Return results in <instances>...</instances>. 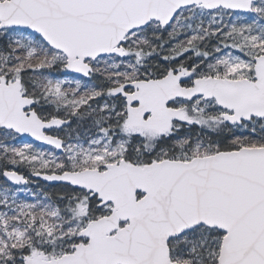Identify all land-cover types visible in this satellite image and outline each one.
I'll use <instances>...</instances> for the list:
<instances>
[{
  "label": "snow or ice",
  "instance_id": "1",
  "mask_svg": "<svg viewBox=\"0 0 264 264\" xmlns=\"http://www.w3.org/2000/svg\"><path fill=\"white\" fill-rule=\"evenodd\" d=\"M0 264H264V0H0Z\"/></svg>",
  "mask_w": 264,
  "mask_h": 264
}]
</instances>
